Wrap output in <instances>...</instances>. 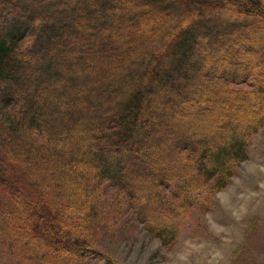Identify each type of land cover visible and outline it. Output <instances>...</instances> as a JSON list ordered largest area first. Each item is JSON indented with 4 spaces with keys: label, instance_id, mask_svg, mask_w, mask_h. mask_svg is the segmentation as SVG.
<instances>
[{
    "label": "trees",
    "instance_id": "16d2710c",
    "mask_svg": "<svg viewBox=\"0 0 264 264\" xmlns=\"http://www.w3.org/2000/svg\"><path fill=\"white\" fill-rule=\"evenodd\" d=\"M262 127L264 0H0V264L101 263L117 198L171 242Z\"/></svg>",
    "mask_w": 264,
    "mask_h": 264
},
{
    "label": "rangeland",
    "instance_id": "374dc122",
    "mask_svg": "<svg viewBox=\"0 0 264 264\" xmlns=\"http://www.w3.org/2000/svg\"><path fill=\"white\" fill-rule=\"evenodd\" d=\"M246 153L227 184H209L202 201L179 218L169 243L117 198L104 227L93 228L91 245L104 257L99 264H114L109 258L117 264H264V127L251 136Z\"/></svg>",
    "mask_w": 264,
    "mask_h": 264
}]
</instances>
